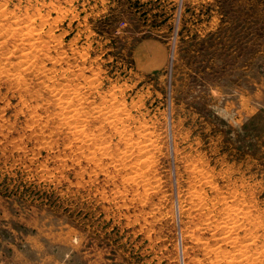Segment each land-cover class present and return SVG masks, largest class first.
I'll list each match as a JSON object with an SVG mask.
<instances>
[{"label":"rangeland","instance_id":"rangeland-1","mask_svg":"<svg viewBox=\"0 0 264 264\" xmlns=\"http://www.w3.org/2000/svg\"><path fill=\"white\" fill-rule=\"evenodd\" d=\"M0 68V264H264V0H0Z\"/></svg>","mask_w":264,"mask_h":264},{"label":"bare ground","instance_id":"bare-ground-1","mask_svg":"<svg viewBox=\"0 0 264 264\" xmlns=\"http://www.w3.org/2000/svg\"><path fill=\"white\" fill-rule=\"evenodd\" d=\"M60 9H61V7H60ZM52 11V10H51ZM13 17V16H12ZM22 21H20V20H17V22H16V25L17 24H19V26H18V28L17 29H19V30H23V31H19V32H22V35H21V42H20V44L18 43L17 44V47H16V49L17 50H23L24 52H23V60H22V62H23V73L24 72H27L28 70H30V67L32 66L31 64H30V61H31V58L33 57L32 55H33V51H36L37 49H35V50H33L32 48L35 46V45H37L38 46V43L35 41L36 40V37L39 39V37L38 36H34V35H38L39 34V32H38V34H36V30H37V28L35 27V26H33V25H31L30 23L29 24H27L26 25V23H24L25 25H22V23H21ZM17 31H16V28H15V31H14V33H16ZM33 36V37H32ZM31 39H35L34 41V43L32 42H30V40ZM37 39V40H38ZM2 42V41H1ZM35 48H37V47H35ZM73 49H74V47H73ZM26 50H28V51H26ZM80 50V49H79ZM3 53H5V52H3ZM85 53V52H84ZM73 54V53H72ZM83 54V53H82ZM36 55V54H35ZM34 55V56H35ZM36 61V60H35ZM38 63V62H37ZM56 65V64H55ZM37 66V65H36ZM39 67V66H38ZM45 67H47V65L45 66ZM62 71V70H61ZM3 72V70L0 68V73H2ZM6 72V71H5ZM37 72V71H36ZM8 73V72H7ZM60 74V73H59ZM16 77H19V78H21V73H18V74H14ZM25 76V75H24ZM56 76V75H55ZM57 77V76H56ZM23 78H25V77H23L22 76V79ZM59 78V77H58ZM18 79V78H17ZM21 79V80H22ZM25 80V79H24ZM56 80V79H55ZM92 81H93V79H92ZM17 82H18V80H17ZM24 82H26V81H24ZM23 85V84H22ZM85 85V84H84ZM54 85H52V87H53ZM79 88V87H78ZM89 88V87H88ZM57 90V89H56ZM75 91V90H74ZM58 92V91H57ZM61 92V91H60ZM60 92H58V93H60ZM82 92V91H81ZM67 93V92H66ZM75 93H77V92H75ZM73 94V93H72ZM54 95H56V93L54 94ZM60 94H57V96H59ZM80 95V94H79ZM106 97V96H105ZM60 98V106H62L63 107V110L64 109H68V108H71L72 107V105H71V107H70V104H71V102L73 101L74 102V100H70L69 99V101L67 102V101H65L64 100V98L61 96V97H58V99ZM82 98V97H81ZM116 98V97H115ZM57 99V100H58ZM81 100V99H80ZM106 100V99H105ZM76 102V101H75ZM74 102V103H75ZM80 102V101H79ZM78 102V103H79ZM76 104V105H79V104ZM73 108H75V107H73ZM77 108V107H76ZM95 108V107H94ZM72 109V108H71ZM62 110V109H61ZM73 110V109H72ZM75 110V109H74ZM83 109H81L80 110V114H82L81 113V111H82ZM103 110V109H102ZM78 111H79V108H78ZM84 111V110H83ZM63 112V111H62ZM85 112V111H84ZM94 112V111H93ZM64 113V112H63ZM62 113V114H63ZM66 113H67V111H66ZM69 113V112H68ZM72 113V112H71ZM121 113V112H120ZM60 114V113H59ZM77 114H78V112H77ZM78 115V117H80L81 115ZM108 114V113H107ZM110 114V113H109ZM76 114L75 113H73V115H71V117L72 116H75ZM40 116V115H39ZM62 116V115H61ZM118 116V115H117ZM67 117V116H66ZM65 117V118H66ZM108 117V116H107ZM69 118V117H68ZM67 118V119H68ZM109 118V117H108ZM107 118V119H108ZM113 118L115 119V118H117V117H114L113 116ZM61 119H63V118H61ZM66 119V120H67ZM78 119V118H77ZM106 119V118H105ZM66 120H65V122H66ZM113 119H111V121H112ZM56 123V122H55ZM70 124H71V122H70ZM77 124V123H76ZM74 128V130H73V132L74 133H77V131L80 133V136H81V134L82 133H84L85 131L83 130H80V129H84V128H77V127H73ZM126 128V127H125ZM131 129V128H130ZM76 131V132H75ZM121 131H124V130H121ZM87 132V131H86ZM78 134V133H77ZM90 136V135H89ZM88 136V137H89ZM157 137V136H156ZM85 138V137H84ZM145 140V139H144ZM152 140V139H151ZM143 140H141V142H142ZM92 142V141H91ZM140 142V143H141ZM142 143H144V141L142 142ZM146 144V143H145ZM156 144V143H155ZM100 145V144H99ZM128 145H131V142L130 143H128ZM139 145V144H138ZM148 145V144H147ZM146 145V146H147ZM104 146V145H103ZM137 147V146H136ZM135 147V148H136ZM137 148H142V147H137ZM146 147L143 145V148H142V150L143 149H145ZM105 149V146H104V148H103V150ZM94 150H96V149H94ZM99 150H102V149H99ZM102 150V151H103ZM106 150V149H105ZM141 150V149H140ZM147 150V149H146ZM140 153V152H139ZM89 154V153H88ZM87 154V155H88ZM111 154V153H110ZM121 154V153H120ZM125 154V153H124ZM131 155V154H130ZM133 155V154H132ZM120 156V155H119ZM127 158V157H126ZM92 160V159H91ZM125 160V159H124ZM114 163V162H113ZM196 171V170H195ZM107 172V171H106ZM135 176V175H134ZM138 176V175H137ZM155 176V175H154ZM131 180V179H130ZM209 180V179H208ZM143 181H145V180H143ZM141 182V181H140ZM159 182V181H158ZM155 184V183H154ZM117 199V198H116ZM192 199V198H191ZM113 200V199H112ZM223 200H225V198L223 199ZM218 202H219V200H218ZM127 203V202H126ZM125 204V203H124ZM228 204H229V202H228ZM240 204V203H239ZM243 206V205H242ZM241 206V207H242ZM239 207V206H238ZM246 209V208H245ZM191 211V210H190ZM221 211V210H220ZM243 213V212H242ZM198 215V214H197ZM225 215V214H224ZM208 221V220H207ZM212 224V223H211ZM217 224V223H216ZM234 225V224H233ZM225 227V226H224ZM223 227V228H224ZM227 227V226H226ZM225 227V228H226ZM232 228H234V226H231ZM229 228L230 230L232 229V228ZM202 229V228H201ZM226 230V229H225ZM230 230H228V231H230ZM232 231V230H231ZM226 232H227V230H226ZM229 233V232H228ZM231 233V232H230ZM230 233H229V236H230ZM221 234V233H220ZM226 234V233H225ZM218 235V234H217ZM215 236V235H214ZM234 236V235H233ZM232 236V237H233ZM244 236V235H243ZM206 239V238H205ZM231 241V240H230ZM245 241V240H244ZM228 242V241H227ZM211 247V246H210ZM240 247V246H239ZM264 248V247H263ZM219 249H220V247H219ZM239 249V248H238ZM213 251V250H212ZM261 251V250H260ZM226 252V251H225ZM264 252V251H263ZM228 253V252H227ZM233 254V253H232ZM232 254L231 255H229L230 256V258L232 259V260H237V258H239L237 261H241V262H243V261H245L246 259H248L249 260V258H247L246 257V252H245V250L244 251H240L239 253H235L234 254V256H232ZM252 255V254H251ZM245 257H246V259H245ZM202 258V257H201ZM256 258V257H255ZM257 259V258H256ZM264 261V260H263ZM254 262V261H253ZM259 262V261H258ZM246 263V262H245Z\"/></svg>","mask_w":264,"mask_h":264}]
</instances>
